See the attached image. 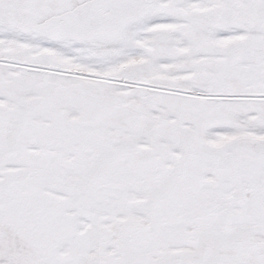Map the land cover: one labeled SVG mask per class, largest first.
<instances>
[{
  "label": "snow or ice",
  "instance_id": "snow-or-ice-1",
  "mask_svg": "<svg viewBox=\"0 0 264 264\" xmlns=\"http://www.w3.org/2000/svg\"><path fill=\"white\" fill-rule=\"evenodd\" d=\"M0 264H264V0H0Z\"/></svg>",
  "mask_w": 264,
  "mask_h": 264
}]
</instances>
